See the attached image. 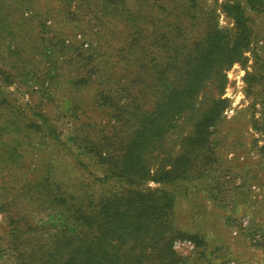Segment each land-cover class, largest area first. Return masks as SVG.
Masks as SVG:
<instances>
[{
  "label": "rangeland",
  "instance_id": "obj_1",
  "mask_svg": "<svg viewBox=\"0 0 264 264\" xmlns=\"http://www.w3.org/2000/svg\"><path fill=\"white\" fill-rule=\"evenodd\" d=\"M180 2L195 18L179 24L187 39L212 26L232 36L228 3L243 10L251 37L243 58L224 71L227 105L213 151L186 179L143 186L173 196L179 237L170 255L153 254L146 264H264V0H0V264L22 257L33 264L52 247L72 218L71 197L98 200L119 189L99 153L104 135L117 127L125 137L121 127L134 124L112 107L119 81L135 76L131 39L139 29L170 30L171 7ZM189 128L183 120L154 142L152 169L175 154L179 132Z\"/></svg>",
  "mask_w": 264,
  "mask_h": 264
},
{
  "label": "trees",
  "instance_id": "obj_2",
  "mask_svg": "<svg viewBox=\"0 0 264 264\" xmlns=\"http://www.w3.org/2000/svg\"><path fill=\"white\" fill-rule=\"evenodd\" d=\"M178 4L169 13L170 30L139 29L131 39L139 52L135 76L119 81V98L112 107L123 118H134V124L121 127L125 137L118 136L117 127L104 135L99 153L106 179L117 181L119 189L98 200L80 192L71 197L67 228H60L52 247L42 250L33 264H146L153 254H171V243L179 238L170 216L174 198L166 190L143 186L149 180L165 185L184 180L213 151L211 139L227 105L221 94L224 71L243 58L251 37L243 10L228 3L225 11L236 29L232 36L212 26L201 37L187 39V29L179 24L195 18L186 3ZM213 84L218 93L198 101ZM183 120L190 128L179 132L180 148L152 169L151 146L177 133ZM57 199L64 203L61 196ZM23 259L21 264H32Z\"/></svg>",
  "mask_w": 264,
  "mask_h": 264
}]
</instances>
